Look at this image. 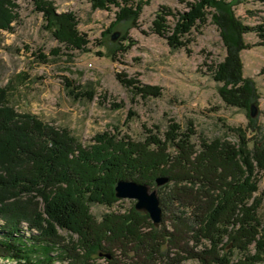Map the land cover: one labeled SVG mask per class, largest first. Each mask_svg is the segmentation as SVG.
Masks as SVG:
<instances>
[{
    "label": "trees",
    "instance_id": "trees-1",
    "mask_svg": "<svg viewBox=\"0 0 264 264\" xmlns=\"http://www.w3.org/2000/svg\"><path fill=\"white\" fill-rule=\"evenodd\" d=\"M31 1L34 11L41 14L44 29L58 44L70 50L86 49L89 40L78 30L74 14L57 13L48 0ZM84 1L92 10L117 8L115 20L137 17L140 10L131 0ZM233 2L198 0L181 16L178 31L167 41L181 46L177 34L183 35L204 24L207 15L204 9H213L212 20L229 53L214 72V79L223 83L219 93L225 103L247 111L254 92L251 83L242 78L237 60L245 46L241 42L230 44L236 30L225 28ZM16 8L14 0H0V31L12 30V23L19 19ZM237 27L241 30L237 31L238 37L258 31V36L264 39L259 27H242L240 23ZM118 79L133 96L154 99L161 96L159 87L144 86L124 76ZM68 95L76 100L88 96L77 94L74 88L68 90ZM13 98L10 86H0V216L7 218L0 229V260L7 264H51L55 259H69V248L72 252L77 248L83 250L84 259L100 253L111 257L114 248L131 245L137 249L144 236L151 233L144 232L148 230L156 233L152 245L155 252L163 245L177 247L185 258L196 259L200 264L264 261V255L260 257L264 254V235L260 233L257 216L260 202L255 196L259 192L258 177L264 174V145L247 138L248 131L256 132L252 127L230 128L234 143L201 138L196 145L192 142L196 134L192 123L185 129L173 123L162 139L148 130L140 141L103 132L84 145L65 129L47 125L33 114L17 112ZM158 177L172 182L170 187L163 188H170L169 194L164 195L176 207L171 215L172 232L165 226L157 231L149 217L133 207L126 214L105 213L100 220L90 213L93 204L112 208L119 201L114 194L118 180L152 186ZM164 198L160 199L161 209L166 204ZM38 205L40 211H36ZM187 210H190L188 217ZM22 220L37 228L40 238L33 241L31 236H22L18 226ZM56 229L76 234L75 244H59ZM191 241L194 247L205 241L209 248L194 252L188 248ZM253 244L255 253L250 254ZM56 250L58 255L53 259L50 254ZM233 252L243 258L229 263Z\"/></svg>",
    "mask_w": 264,
    "mask_h": 264
},
{
    "label": "rangeland",
    "instance_id": "rangeland-1",
    "mask_svg": "<svg viewBox=\"0 0 264 264\" xmlns=\"http://www.w3.org/2000/svg\"><path fill=\"white\" fill-rule=\"evenodd\" d=\"M48 1L53 3L57 13L74 14L78 30L87 36L89 44L84 51L58 44L44 29L41 14L34 11L32 1L14 0L19 19L12 23L11 31H0V86H10L17 112L33 114L47 125L65 129L84 145L103 132L140 141L148 135V130L162 139L173 123L182 129L192 123L196 132L192 142L196 145L201 138H220L234 143L229 129L247 130L248 127L256 132L248 131L247 138L259 146L264 145V39L258 36V31L237 36V31H241L238 23L242 27H259L264 34V0H235L225 20L226 31L236 30L230 44L241 42L245 46L237 60L242 78L251 83L254 92L247 111L225 103L219 93L223 83L214 79V72L229 53L212 20L213 9H204L207 13L204 24H197L199 27H192L183 35L177 34L181 46L167 41L178 31L181 16L198 0H131L140 7L139 13L137 17L123 20H115L117 8L92 10L84 0ZM114 33L118 35L112 40ZM99 44L103 47H98ZM119 76L144 86L159 87L161 96L156 99L133 96L121 84ZM71 88L77 94H87V98L73 99L68 95ZM251 106L255 109L253 117L250 116ZM171 185L172 182L148 185L150 191L156 192L159 202L162 196L166 202V206H162L163 222L161 219L158 226H153L157 231L165 226L172 232L171 215L176 207L164 195L169 194L170 188L163 189ZM258 186L257 216L261 222L260 233L264 235V174L258 177ZM118 200L112 208L93 204L90 213L96 220L108 212L126 214L136 202ZM40 210L41 205H38L36 211ZM189 214L187 210L185 216ZM6 220L0 216V229ZM18 226L22 236H31L33 241L40 238L39 230L31 228L27 221H20ZM56 230L59 244L63 246H71L78 239L76 234ZM144 232L151 233L144 236L137 249L124 245L121 249H112L111 257L84 259L83 250L77 248L72 252L66 246L71 257L63 261L55 259L51 264H200L196 259L185 258L177 247L163 245L153 251L156 233ZM188 248L200 252L209 248V244L202 241L194 247L191 241ZM226 250H230V246ZM254 253L253 244L250 254ZM57 255V250L50 254L53 259ZM242 258V254L233 252L229 263ZM0 263L7 264L5 260ZM255 264H264V261Z\"/></svg>",
    "mask_w": 264,
    "mask_h": 264
},
{
    "label": "water",
    "instance_id": "water-1",
    "mask_svg": "<svg viewBox=\"0 0 264 264\" xmlns=\"http://www.w3.org/2000/svg\"><path fill=\"white\" fill-rule=\"evenodd\" d=\"M117 33L112 35V40L117 37ZM255 109L251 106L250 116L253 117ZM168 179L158 177L155 180L157 186L163 185ZM114 194L117 199L135 200L134 209L138 212L148 215L153 226H158L162 219V209L155 191H150L148 185L140 184L129 180H118L114 186ZM105 256L99 254L98 256ZM108 257V256H107Z\"/></svg>",
    "mask_w": 264,
    "mask_h": 264
}]
</instances>
